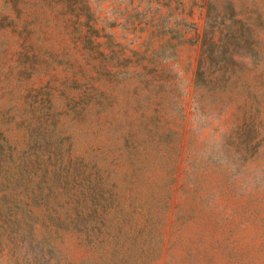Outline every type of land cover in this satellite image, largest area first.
I'll use <instances>...</instances> for the list:
<instances>
[{
	"label": "rangeland",
	"instance_id": "obj_1",
	"mask_svg": "<svg viewBox=\"0 0 264 264\" xmlns=\"http://www.w3.org/2000/svg\"><path fill=\"white\" fill-rule=\"evenodd\" d=\"M245 2L264 50V0ZM205 16L203 0H0L2 131L54 116L121 200L96 247L65 238L78 264H264V65L197 89Z\"/></svg>",
	"mask_w": 264,
	"mask_h": 264
},
{
	"label": "trees",
	"instance_id": "obj_2",
	"mask_svg": "<svg viewBox=\"0 0 264 264\" xmlns=\"http://www.w3.org/2000/svg\"><path fill=\"white\" fill-rule=\"evenodd\" d=\"M203 1L194 84L205 92L227 93L228 86L244 81L242 68L264 65L257 37L261 15L256 2L247 9L245 0ZM171 47L169 39L154 54L173 59L175 53L167 55ZM58 123L54 116L41 125L31 123L18 142L0 127V264H78L64 253L65 238L77 236L96 247L112 212L122 207L102 169L74 150L71 135Z\"/></svg>",
	"mask_w": 264,
	"mask_h": 264
}]
</instances>
